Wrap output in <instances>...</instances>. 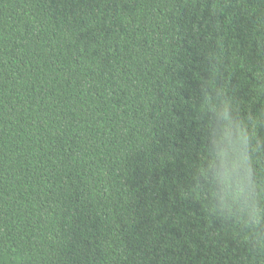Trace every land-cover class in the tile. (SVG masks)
Listing matches in <instances>:
<instances>
[{
	"label": "trees",
	"instance_id": "trees-1",
	"mask_svg": "<svg viewBox=\"0 0 264 264\" xmlns=\"http://www.w3.org/2000/svg\"><path fill=\"white\" fill-rule=\"evenodd\" d=\"M0 264H264V0H0Z\"/></svg>",
	"mask_w": 264,
	"mask_h": 264
},
{
	"label": "clouds",
	"instance_id": "clouds-1",
	"mask_svg": "<svg viewBox=\"0 0 264 264\" xmlns=\"http://www.w3.org/2000/svg\"><path fill=\"white\" fill-rule=\"evenodd\" d=\"M221 158L223 159V157H224V153L222 152L221 154ZM227 179V176H225V180Z\"/></svg>",
	"mask_w": 264,
	"mask_h": 264
}]
</instances>
